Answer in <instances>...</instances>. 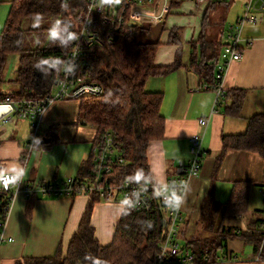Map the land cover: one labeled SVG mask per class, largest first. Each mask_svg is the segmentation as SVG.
Here are the masks:
<instances>
[{"label":"crops","instance_id":"1","mask_svg":"<svg viewBox=\"0 0 264 264\" xmlns=\"http://www.w3.org/2000/svg\"><path fill=\"white\" fill-rule=\"evenodd\" d=\"M13 1L0 0V36ZM247 1L176 2L166 23L152 27L158 30L153 37L159 43L155 65L171 66L180 53L181 66L168 75L151 77L146 84L150 93L164 94L161 114L165 118L163 137L147 148V183L162 186L173 177L183 176V166L192 157L190 138L204 135L202 169L190 182L176 237L186 256L192 255L190 241L209 239L223 227L237 230L240 234L231 236L218 249L214 264H264L249 238L254 234L249 227L257 219V210L248 212L249 204L238 213L227 210L233 201L239 202V193L245 189H259L264 197V158L252 150H225L228 139L245 134L251 119L264 115V15L259 13L260 22L246 26L243 58L229 65L221 100L217 103L213 87L200 89L203 84L214 83L227 35ZM238 92L245 98L237 109L234 104L238 97L233 95ZM202 119L208 120L207 126L199 124ZM31 130L26 121L0 126V170L21 166L25 171L23 183L33 184L78 178L87 169L97 130L83 122L81 102L57 101L47 110L41 139L46 143L36 147L26 164L24 151ZM122 200L118 194L112 202L97 200L93 204L90 222L102 246L111 245L114 239L126 210ZM92 202L86 195L71 199L16 195L4 229L14 241L1 247L0 264H32L66 257ZM246 218L244 227L236 225L237 219Z\"/></svg>","mask_w":264,"mask_h":264},{"label":"trees","instance_id":"2","mask_svg":"<svg viewBox=\"0 0 264 264\" xmlns=\"http://www.w3.org/2000/svg\"><path fill=\"white\" fill-rule=\"evenodd\" d=\"M85 4L84 0H14L0 36V83H3L2 75L8 57L19 55L20 67L15 80L18 91L11 93L18 98L39 99L50 95L57 75L51 59L55 58L62 66L74 39H49L48 30L59 20L62 27L67 29L65 37L68 33L76 36V19ZM71 8L73 11H70ZM37 15L40 16V23L34 27V17ZM141 32L140 27L128 28L121 32L112 46L105 45L99 52H92L91 78L103 86L104 94L80 101L83 122L97 130V137L108 132L117 134V142L125 156L123 164L114 165L112 180L116 184L133 180L140 169L144 174L142 181L147 182V148L152 141L163 137L165 118L161 114L164 94L150 93L146 84L151 77L168 75L181 66L180 53L173 65L164 68L156 66L159 43H143ZM44 60L48 63H41ZM38 64L40 68L36 67ZM236 94L233 95L238 97H235L237 101L234 105L238 109L245 96L242 92ZM231 148L256 151L264 158L263 114L251 119L245 134L225 142V150ZM240 192L239 202L235 204L236 201H233L227 210H246L247 191ZM8 201L9 195L0 190V224L6 219ZM95 201L96 198L88 206L67 256L45 258L32 264H93L89 257L100 260L101 264H154L153 260L159 253L168 229V205L157 201L150 212L127 207L111 245L102 246L95 238V229L90 222ZM255 213L257 219L252 220L253 226L249 227L253 228L254 234L249 238L255 242L256 252H260L264 260V210ZM239 234L235 229L223 227L209 239L190 241V252L200 264H214L218 249L225 246L231 236Z\"/></svg>","mask_w":264,"mask_h":264},{"label":"built area","instance_id":"3","mask_svg":"<svg viewBox=\"0 0 264 264\" xmlns=\"http://www.w3.org/2000/svg\"><path fill=\"white\" fill-rule=\"evenodd\" d=\"M193 1L202 4L207 1L223 2L229 0H88L82 14L78 16L76 36L70 45L62 66L55 58L52 65L57 71L52 88L55 90L44 98H18L10 92L0 90V123L5 126L12 124L15 119L26 121L31 126V139L27 142L24 151V161L27 164L31 153L41 143L43 137V120L47 110L57 101L77 100L101 97L104 88L91 78L92 52H99L103 46H112L122 31L131 27H153L164 25L174 3ZM259 13L264 15V0H248L243 14L237 19L227 35L226 44L221 52L222 64L218 67L212 85L203 84L200 89L213 87L217 92V103L222 98L223 83L229 65L241 61L245 41L244 31L248 24L260 22ZM146 14V15H145ZM69 69L71 71H69ZM203 127L208 120L199 121ZM40 140L35 145L34 140ZM192 157L187 165L183 166V176L173 177L165 185L155 186L147 182L125 180L116 184L112 180L114 165L124 163V152L117 142V134L108 132L97 137L92 150L90 166L78 178H69L61 182H39L25 184L23 181L16 186L5 189L0 185L2 192L9 195L8 205L5 208L6 219L0 224V249L4 243L13 242L8 238L5 227L9 212L16 195L23 193L28 198L56 197L73 198L86 195L101 201H114L118 194L123 200L130 202V207L136 211L150 212L158 201L167 204L168 196L172 192L178 195L183 187L189 188L190 182L200 175L204 157V135L195 134L190 140ZM188 191V190H187ZM159 193V194H157ZM187 192L183 195L178 209L168 208L169 224L166 237L160 246L154 264L181 263L200 264L193 255H183V249L177 241L180 223L183 220V205ZM264 216V214H263Z\"/></svg>","mask_w":264,"mask_h":264},{"label":"clouds","instance_id":"4","mask_svg":"<svg viewBox=\"0 0 264 264\" xmlns=\"http://www.w3.org/2000/svg\"><path fill=\"white\" fill-rule=\"evenodd\" d=\"M146 15V14H145ZM40 23V16L37 15L34 17V27L38 26ZM67 31L66 28L62 27V22L57 20L52 27L48 30V38L49 39H62V40H73L75 39L74 33H68L67 37L64 36V33ZM59 62V61H57ZM41 63H48L47 60L42 61ZM36 67L40 68L41 65L38 64ZM43 71V69L41 68ZM69 71H71L69 69ZM37 142H40V140H34L35 145ZM25 171L23 167L21 166H14L7 170H0V185H2L5 189H7L9 186H16L19 185L24 178ZM135 182L139 183L144 179L143 170H137L136 174L132 178ZM187 187H183V192L181 194H177L176 192H172L170 196H168L167 204L168 207L172 209H178L182 203L183 195L187 192ZM159 194V193H157ZM122 208L130 207V202L127 199L122 200L121 202ZM89 259L93 260V264H101V261L98 259H93L92 257H89Z\"/></svg>","mask_w":264,"mask_h":264},{"label":"rangeland","instance_id":"5","mask_svg":"<svg viewBox=\"0 0 264 264\" xmlns=\"http://www.w3.org/2000/svg\"><path fill=\"white\" fill-rule=\"evenodd\" d=\"M84 1H85V3H87V0H84ZM85 7H86V4H85ZM85 7L83 9H81V11L78 12L79 16L82 14ZM70 11H73V8H71ZM76 14H77V12H76ZM72 16L74 17V15H72ZM70 19L72 20V17ZM76 21H78V16H77ZM152 27L153 26H151V25H148V26L145 25L143 27H140L142 29L141 41L143 43L155 42V41H153L154 40L153 37H154V33H156L158 30L153 29ZM59 46L62 47L63 45H59ZM19 67H20L19 55H10L8 57V60L5 64V66H4V68H5L4 74L2 75L3 76L2 77L3 83L2 84L0 83V90H2L4 92H10V91L16 92V91H18V87L16 86L17 84H15V80H16L17 71H18ZM72 101H76V103L80 102L77 100H72ZM15 120L16 121H22V120H18V119H15ZM22 122H24V121H22ZM0 126H3V125L0 123ZM30 139H31V137L29 138V140ZM202 163H203V161H202ZM246 196L248 197V204H249L248 212H251V214H252L255 210H257V211L264 210V197L262 196L259 189L253 188V191H250V192L247 191ZM239 197L241 198V196H239ZM247 219L248 218L240 219V220L237 219L236 225H242V227H244ZM263 245H264V241H263ZM261 251H262V247H261Z\"/></svg>","mask_w":264,"mask_h":264},{"label":"water","instance_id":"6","mask_svg":"<svg viewBox=\"0 0 264 264\" xmlns=\"http://www.w3.org/2000/svg\"><path fill=\"white\" fill-rule=\"evenodd\" d=\"M43 143H46V141H45V140H43L41 144H43Z\"/></svg>","mask_w":264,"mask_h":264}]
</instances>
